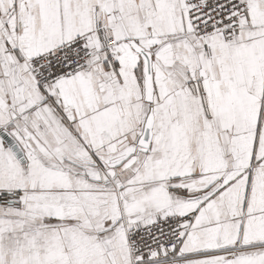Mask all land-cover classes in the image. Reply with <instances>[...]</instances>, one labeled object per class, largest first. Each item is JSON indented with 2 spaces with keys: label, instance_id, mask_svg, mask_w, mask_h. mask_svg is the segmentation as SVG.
<instances>
[{
  "label": "snow or ice",
  "instance_id": "6c2138e0",
  "mask_svg": "<svg viewBox=\"0 0 264 264\" xmlns=\"http://www.w3.org/2000/svg\"><path fill=\"white\" fill-rule=\"evenodd\" d=\"M0 264H264V0H0Z\"/></svg>",
  "mask_w": 264,
  "mask_h": 264
}]
</instances>
